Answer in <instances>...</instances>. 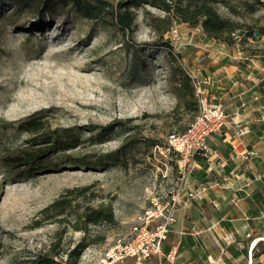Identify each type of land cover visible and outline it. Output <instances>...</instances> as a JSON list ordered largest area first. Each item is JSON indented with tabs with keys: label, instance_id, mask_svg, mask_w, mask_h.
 Segmentation results:
<instances>
[{
	"label": "rangeland",
	"instance_id": "obj_1",
	"mask_svg": "<svg viewBox=\"0 0 264 264\" xmlns=\"http://www.w3.org/2000/svg\"><path fill=\"white\" fill-rule=\"evenodd\" d=\"M46 1L0 0V264H27L51 248L65 264H105L144 211L179 186L165 137L185 130L199 107L176 67L186 75L200 68L198 51L259 46L264 0H217L221 17L242 24L224 49L147 3L131 7L128 36L107 13L94 20ZM102 1L110 11L121 0ZM61 198L70 206L55 216L47 207ZM107 206L113 222L85 221L84 212Z\"/></svg>",
	"mask_w": 264,
	"mask_h": 264
},
{
	"label": "crops",
	"instance_id": "obj_2",
	"mask_svg": "<svg viewBox=\"0 0 264 264\" xmlns=\"http://www.w3.org/2000/svg\"><path fill=\"white\" fill-rule=\"evenodd\" d=\"M194 59L212 80L204 87L224 106L225 126L209 136L212 155L189 164L188 189L198 193L181 196L163 256L144 264H264V37L255 48Z\"/></svg>",
	"mask_w": 264,
	"mask_h": 264
},
{
	"label": "built area",
	"instance_id": "obj_3",
	"mask_svg": "<svg viewBox=\"0 0 264 264\" xmlns=\"http://www.w3.org/2000/svg\"><path fill=\"white\" fill-rule=\"evenodd\" d=\"M175 32V31H173ZM198 97L199 111L195 119L181 133H169L165 137V152L173 154L178 163L179 186L171 192L165 202H153L141 217L130 226L129 232L122 241L111 246L105 256V264H116L130 259L132 264H144L154 256H163L162 242L169 234V228L176 221V212L183 205L182 195L191 198L198 190L188 189L189 164L194 162L196 155L208 158L212 155L209 147V136L219 133L225 126L224 106L209 97L204 86H211L209 77L200 75L198 66L185 70ZM244 133L238 131L237 136ZM237 143H232L236 149ZM246 153L245 155H247Z\"/></svg>",
	"mask_w": 264,
	"mask_h": 264
},
{
	"label": "trees",
	"instance_id": "obj_4",
	"mask_svg": "<svg viewBox=\"0 0 264 264\" xmlns=\"http://www.w3.org/2000/svg\"><path fill=\"white\" fill-rule=\"evenodd\" d=\"M51 0H47L49 2ZM60 1V0H59ZM72 4L77 12H79L84 18L94 19V20H104L103 15L105 13L109 14L110 25L116 30L120 31L122 35L130 36L132 32V26L134 22V14L131 7L134 5L150 4L158 7L171 17L178 20L180 23L186 24L188 27H199L203 32L204 36L209 40H215L216 42L230 46L235 43L236 32L239 30L242 24L234 21L230 18L221 17L217 13L215 4L217 0H130L125 2L121 0L118 2L116 7L112 8L110 11H105V3L101 0H61ZM257 4L260 1L254 0ZM170 17H164L162 20L166 21L167 25L170 24ZM159 21L160 18H154V21ZM104 22V21H103ZM167 30V28L165 29ZM258 34L261 31L257 30ZM256 31H251L249 35H254ZM263 35V34H262ZM177 78L176 82L181 87L186 94L190 97L193 96L192 87L190 84V79L182 72L181 68L176 67ZM187 107H189L187 105ZM41 125L37 120H32L27 123V128L31 131H37L40 129ZM30 154L26 155L25 161L28 160ZM195 161H201L202 157L196 155L194 157ZM80 191V190H78ZM70 204L67 203L65 198L53 201L47 209H55V216H59L63 213V210L69 207ZM83 217L88 223L98 224L101 222H113L114 216L110 206L92 208L91 211L84 212ZM82 229V227L77 226L75 229ZM88 245L87 243H80L73 251L70 252L69 256H74L78 254V249L82 246ZM64 252V251H62ZM65 253V252H64ZM60 252L51 248L47 254H39L32 261L27 264H65L64 261L60 260ZM66 261H69L68 259Z\"/></svg>",
	"mask_w": 264,
	"mask_h": 264
},
{
	"label": "bare ground",
	"instance_id": "obj_5",
	"mask_svg": "<svg viewBox=\"0 0 264 264\" xmlns=\"http://www.w3.org/2000/svg\"><path fill=\"white\" fill-rule=\"evenodd\" d=\"M254 240H255V239H254ZM257 240H258V239H257ZM253 242H254V241H253ZM253 246H254V244H253ZM253 246H252V247H253Z\"/></svg>",
	"mask_w": 264,
	"mask_h": 264
}]
</instances>
